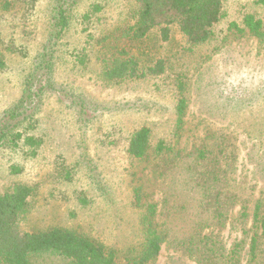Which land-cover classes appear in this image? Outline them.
<instances>
[{
	"label": "rangeland",
	"instance_id": "1",
	"mask_svg": "<svg viewBox=\"0 0 264 264\" xmlns=\"http://www.w3.org/2000/svg\"><path fill=\"white\" fill-rule=\"evenodd\" d=\"M255 1L224 0L226 15L214 26L213 38L188 52L178 33L169 42L160 41L156 33L141 43L125 39L112 43L111 39L109 46L97 49L95 40L128 21L131 1L79 0L73 6L69 31L56 48L52 87L45 89L36 130L30 132L43 139L38 155L25 158L21 151L0 150V193L19 183L34 189L21 227L73 229L124 250L140 239L139 209L132 205L135 189L142 205L156 203L159 208L163 198L177 190L180 197L169 205L175 217L166 222L185 224L179 220L177 205L185 198L194 204L192 198H196V192L190 194L181 185L189 159L175 162L167 172L164 165L171 159L164 164L165 159L152 149L146 159L129 158L128 139L141 127L150 129L152 146L164 141L184 153L199 147L209 133L231 134L236 183L254 187L249 191L252 196L264 191L262 164L255 161L261 155L264 160V49L251 36L228 30L229 23L240 24L245 14L260 19L264 28V9ZM94 2L104 4L99 20L96 16L82 23L80 15ZM55 3L38 0L29 14L19 5L8 12L0 5V59L5 63L0 68V115L20 98L23 77L47 43ZM87 34L94 37L89 46ZM8 46L22 49L25 56L7 51ZM110 46L126 47L144 64L166 59L171 70L159 77L107 87L98 77L96 58L109 52ZM84 47L87 67L77 66L74 57ZM179 74L185 78L187 109L182 129L174 135ZM78 102L84 106L79 107ZM10 165L22 172L10 174ZM165 170L168 174L161 177L159 173ZM81 197L85 204L79 202ZM161 211L165 213L163 208ZM238 225L227 222L219 231L227 245L240 239ZM29 264L72 263L55 254H43ZM152 264L194 262L163 245Z\"/></svg>",
	"mask_w": 264,
	"mask_h": 264
},
{
	"label": "trees",
	"instance_id": "2",
	"mask_svg": "<svg viewBox=\"0 0 264 264\" xmlns=\"http://www.w3.org/2000/svg\"><path fill=\"white\" fill-rule=\"evenodd\" d=\"M130 1L128 21L114 28L113 33H106L95 40L97 49L109 46L110 42L117 39L141 43L154 33L160 41L169 42L173 33H178L186 46L184 51L192 52L213 38L214 26L226 15L224 0ZM37 2L0 0V5L5 12L19 5L29 14L36 8ZM55 2L47 43L35 56L23 77L20 98L0 115V150L21 151L25 158H35L43 145V139L30 132L36 130V114L45 89L52 87L56 48L69 31L73 6L79 0ZM255 4L264 9V0H256ZM103 9V3L89 4L80 15L82 23L96 16L99 20L98 16ZM228 30L240 36H251L264 49L263 23L254 15L245 14L240 24L229 23ZM83 31L87 32L86 29ZM93 39L91 34H87V46ZM5 49L15 51L21 57L25 56L22 49L9 46ZM85 49L74 57L73 63H77V66L87 67L89 59ZM108 50L96 58L98 77L107 87L159 77L171 70L170 64H166L163 58L144 64L138 54L126 47L110 46ZM4 67L5 63L0 59V68ZM184 79L182 74L176 76L178 98L174 106V135L182 129L187 109ZM77 105L84 106L82 102ZM150 137L148 127L135 130L128 139L126 154L131 159L142 160L148 158L152 149L156 156L165 159L162 160L164 164L167 159H171L167 166L164 165L167 172L174 168L175 162L189 159L185 167L187 176L182 179L181 185L189 193L196 192V198H192L194 204L185 198L177 205L180 208L178 217L181 215L179 220L185 224L178 226L175 223L172 226L166 222V219L169 221L175 217L169 205L172 199L180 197L177 190L163 198L159 208L156 203L142 205L140 192L135 189L132 205L139 209L137 224L140 239L124 250L73 229H23L21 221L35 193L33 187L19 183L10 191L0 193V264H29L33 257L43 254H55L72 264H118L119 261H122L119 264H152L160 255L163 245L187 257L194 264H264V191L261 190L258 196H252L249 191L254 187L236 183L232 135L209 133L199 147L188 153L175 151L173 146L164 141L152 146ZM261 156L255 161L262 164L259 171L264 177V160ZM166 170L159 175L165 177L168 174ZM9 172L20 174L22 170L10 165ZM79 202L85 204L86 199L81 197ZM235 208L238 210L234 211ZM162 217H165L164 220ZM227 222L239 224L237 227L240 230V239L229 245L223 241L219 232Z\"/></svg>",
	"mask_w": 264,
	"mask_h": 264
}]
</instances>
